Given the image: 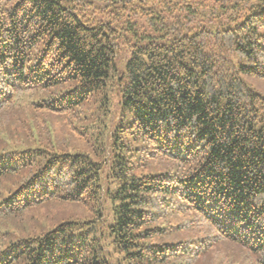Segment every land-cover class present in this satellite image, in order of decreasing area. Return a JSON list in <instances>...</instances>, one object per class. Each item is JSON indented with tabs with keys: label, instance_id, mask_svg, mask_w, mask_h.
<instances>
[{
	"label": "trees",
	"instance_id": "trees-1",
	"mask_svg": "<svg viewBox=\"0 0 264 264\" xmlns=\"http://www.w3.org/2000/svg\"><path fill=\"white\" fill-rule=\"evenodd\" d=\"M249 78L264 79V0H0V226L19 232L0 264H198L224 242L246 251L231 264H264ZM109 94L110 125L78 126L91 152L58 141L52 115ZM52 201L93 219L30 230Z\"/></svg>",
	"mask_w": 264,
	"mask_h": 264
},
{
	"label": "rangeland",
	"instance_id": "rangeland-1",
	"mask_svg": "<svg viewBox=\"0 0 264 264\" xmlns=\"http://www.w3.org/2000/svg\"><path fill=\"white\" fill-rule=\"evenodd\" d=\"M251 84L264 95V79L262 78H249ZM111 94H109V97ZM98 102L92 99L90 102L83 104L77 113V118L70 116L60 117L52 115L50 120L52 121L51 127L55 129L58 141L67 143L68 149L71 146L80 148L85 151L91 152L93 141L90 136L91 130L87 129V133L81 134L85 129L78 128L80 124H92L93 126H98V121H94L95 118L99 116H106L104 121H107L108 126L110 125L111 116H115L118 112L117 98L112 96L109 99L108 104L101 105L99 109H96ZM105 113V114H103ZM83 117V118H82ZM70 119V123H69ZM80 119H83L81 122ZM100 131V130H98ZM96 132V131H94ZM105 135V134H104ZM91 137V138H90ZM105 137V136H104ZM102 136L98 135V142L101 141ZM96 145H99L97 143ZM4 148H10V145H3ZM172 166L173 163H171ZM170 165V166H171ZM162 170L167 169L165 165H162ZM147 172V170L145 171ZM107 181V180H103ZM78 220V221H87L92 220V213L88 211L84 206L79 203L74 202H65V201H52L48 204H45L41 207L33 209L24 219V224L27 225L30 230H47L52 228L55 224L64 221V220ZM6 230H10L9 236L5 233ZM183 232V235L186 237H192L194 233L198 236H205L206 230L201 229L199 231H194V229L189 228ZM199 232V233H198ZM19 236L18 229L14 228L13 225L4 228L0 226V246L6 244L8 241L15 239ZM110 248V247H108ZM246 254V251L237 245L230 244L227 242L221 243L219 245L212 246L206 255L201 257L198 264H231L233 260H238Z\"/></svg>",
	"mask_w": 264,
	"mask_h": 264
}]
</instances>
